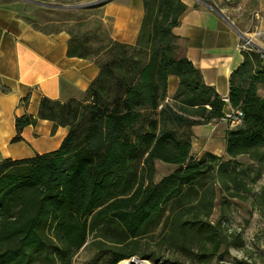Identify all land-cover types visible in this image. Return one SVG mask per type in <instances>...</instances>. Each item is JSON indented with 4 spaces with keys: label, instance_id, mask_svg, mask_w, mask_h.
Here are the masks:
<instances>
[{
    "label": "trees",
    "instance_id": "16d2710c",
    "mask_svg": "<svg viewBox=\"0 0 264 264\" xmlns=\"http://www.w3.org/2000/svg\"><path fill=\"white\" fill-rule=\"evenodd\" d=\"M141 2L134 45L108 36L107 45L93 50L70 33L67 55L94 58L99 69L84 99L42 97L36 117H16L12 143L37 119L67 133L53 151L0 159V264H74L79 252L87 264L131 257L211 264L244 248L227 215L231 201L246 200L264 170L261 53L241 50L243 61L229 76L227 103L241 122L225 132V157H194L185 129L223 119L226 103L177 54L172 30L186 4ZM169 76L177 88L166 101ZM156 161L175 168L154 181ZM254 201L264 211V183Z\"/></svg>",
    "mask_w": 264,
    "mask_h": 264
},
{
    "label": "crops",
    "instance_id": "0c3cea01",
    "mask_svg": "<svg viewBox=\"0 0 264 264\" xmlns=\"http://www.w3.org/2000/svg\"><path fill=\"white\" fill-rule=\"evenodd\" d=\"M185 4L186 11L172 30L178 37L177 54L200 70L204 83L225 101V116L232 112L227 103L229 76L243 61L241 37L214 8ZM98 9L102 22H108L106 30L111 40L136 43L143 17L141 0H108ZM34 13L20 12L0 2V159L29 158L57 149L67 129L58 126L53 130V123L44 119L24 127L19 133L20 141L12 143L17 135L16 117H36L42 97L60 102L84 99L99 72L94 58L67 55L71 34L66 27L51 25L55 22L52 20L43 22L42 16L48 13L45 10L39 12L38 19ZM176 88L177 78L169 76L166 101L171 100ZM228 128L224 118L186 128L191 136V154L200 157L209 152L225 157Z\"/></svg>",
    "mask_w": 264,
    "mask_h": 264
},
{
    "label": "rangeland",
    "instance_id": "374dc122",
    "mask_svg": "<svg viewBox=\"0 0 264 264\" xmlns=\"http://www.w3.org/2000/svg\"><path fill=\"white\" fill-rule=\"evenodd\" d=\"M0 0L1 3L11 4L20 12H25L37 19L39 12L45 10L47 15L42 16V21H55L51 25L66 27L75 37L86 40L87 45L93 50L107 45L108 32L106 24L101 20L98 5L102 0ZM194 8H207L197 0H182ZM228 21L237 27L244 38H241L240 49L264 53V0H202ZM57 6H72L71 8H57ZM34 8V9H33ZM33 9V10H32ZM208 9V8H207ZM48 10V11H46ZM50 10H58L50 12ZM261 58V57H260ZM261 68L264 71V59L261 58ZM257 94L264 97V73L257 80ZM240 161H247L245 157H239ZM156 174L154 181L170 173L175 166L155 162ZM264 183V170L259 181L252 187V192L246 200L233 199L227 215L232 230L242 232L244 248H231L228 256H223L220 263L213 261L211 264H232L236 260H246L248 264H264V211L254 203V197L258 194ZM221 196L217 195V199ZM218 215V205L215 206L212 220ZM166 257V256H165ZM135 258V257H134ZM127 261L129 259H126ZM148 264H155L143 259ZM74 264H87L88 260L83 253H78L73 258ZM119 263V262H118ZM117 263V264H118ZM183 264H189L184 262Z\"/></svg>",
    "mask_w": 264,
    "mask_h": 264
},
{
    "label": "built area",
    "instance_id": "2783aa9c",
    "mask_svg": "<svg viewBox=\"0 0 264 264\" xmlns=\"http://www.w3.org/2000/svg\"><path fill=\"white\" fill-rule=\"evenodd\" d=\"M261 58L264 59V53H261ZM224 120H225V122H227L229 124V127H235L238 124H240V122H241V113L237 110L236 111L232 110L231 113L224 116ZM131 259H134L133 261L136 264V261H138L137 259H139V258H136V257L135 258L134 257L129 258V260H131Z\"/></svg>",
    "mask_w": 264,
    "mask_h": 264
},
{
    "label": "water",
    "instance_id": "95a60500",
    "mask_svg": "<svg viewBox=\"0 0 264 264\" xmlns=\"http://www.w3.org/2000/svg\"><path fill=\"white\" fill-rule=\"evenodd\" d=\"M105 1H108V0H102V2H105ZM197 1H199L200 3H202V4H204V5L208 6V7H210L208 4H206V3L203 2L202 0H197ZM26 2L34 3V2H32V1H28V0H26ZM71 7H72V6H57V8H71ZM210 8H212V7H210ZM212 9H213V8H212ZM215 11H216V10H215ZM216 12H217V11H216ZM227 22H228V24L230 25V27L240 35L241 38H244L243 34H242L241 32H239V31L236 29V27H235L234 25H232L229 21H227ZM244 39H245V38H244ZM133 260H134V259L129 260L130 264H135V262H134ZM137 260H138V261H142L143 259H137Z\"/></svg>",
    "mask_w": 264,
    "mask_h": 264
},
{
    "label": "bare ground",
    "instance_id": "6f19581e",
    "mask_svg": "<svg viewBox=\"0 0 264 264\" xmlns=\"http://www.w3.org/2000/svg\"><path fill=\"white\" fill-rule=\"evenodd\" d=\"M118 264H130V262L129 261H127V260H122V261H120ZM136 264H148V262L147 261H145V260H143V261H136Z\"/></svg>",
    "mask_w": 264,
    "mask_h": 264
}]
</instances>
